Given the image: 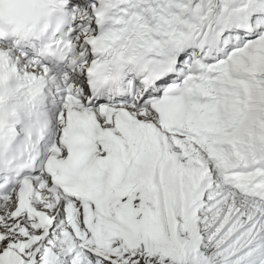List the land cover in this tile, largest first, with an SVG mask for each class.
Segmentation results:
<instances>
[{"label": "snow or ice", "instance_id": "obj_1", "mask_svg": "<svg viewBox=\"0 0 264 264\" xmlns=\"http://www.w3.org/2000/svg\"><path fill=\"white\" fill-rule=\"evenodd\" d=\"M0 264H264V0H0Z\"/></svg>", "mask_w": 264, "mask_h": 264}]
</instances>
